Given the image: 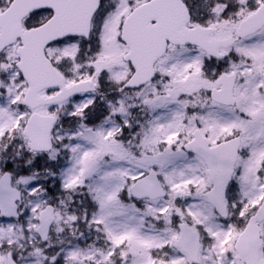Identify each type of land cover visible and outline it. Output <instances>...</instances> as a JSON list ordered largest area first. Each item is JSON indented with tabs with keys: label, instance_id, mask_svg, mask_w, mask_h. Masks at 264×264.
I'll use <instances>...</instances> for the list:
<instances>
[{
	"label": "snow or ice",
	"instance_id": "obj_1",
	"mask_svg": "<svg viewBox=\"0 0 264 264\" xmlns=\"http://www.w3.org/2000/svg\"><path fill=\"white\" fill-rule=\"evenodd\" d=\"M0 264H264V0H0Z\"/></svg>",
	"mask_w": 264,
	"mask_h": 264
}]
</instances>
